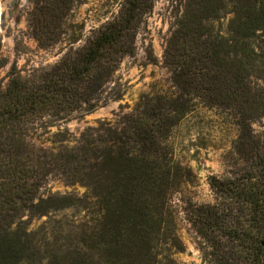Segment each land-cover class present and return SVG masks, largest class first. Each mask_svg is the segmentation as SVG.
I'll return each mask as SVG.
<instances>
[{
    "label": "trees",
    "instance_id": "1",
    "mask_svg": "<svg viewBox=\"0 0 264 264\" xmlns=\"http://www.w3.org/2000/svg\"><path fill=\"white\" fill-rule=\"evenodd\" d=\"M75 1L33 0L32 36L64 43L61 55L25 76L12 65L0 87V264H168L162 245H182L165 226L164 145L197 103L232 116L243 162L233 177L209 175L213 201L189 213L202 263L264 264V130L252 126L264 117V0H180L163 53L170 95L144 93L119 124L99 120L72 144L61 130L59 145L35 143L40 127L121 98L116 71L153 6L122 0L84 33L70 22ZM229 10L222 33L215 22ZM51 176L84 191H44ZM65 209L79 219L62 222Z\"/></svg>",
    "mask_w": 264,
    "mask_h": 264
},
{
    "label": "rangeland",
    "instance_id": "2",
    "mask_svg": "<svg viewBox=\"0 0 264 264\" xmlns=\"http://www.w3.org/2000/svg\"><path fill=\"white\" fill-rule=\"evenodd\" d=\"M122 0H76L70 22L84 25V33L104 21L115 12ZM33 0H0V87L4 88L9 70L15 65L22 76L34 68L56 61L64 43L42 47L30 31L29 17ZM230 8V7H229ZM181 9L180 0H153V6L145 15L135 44L133 56L125 57L116 78L122 84L123 94L117 100H109L92 112L75 111L51 127H40L33 134L35 143L59 145L53 133L61 130L72 144L80 132L99 120L117 125L123 113L130 111L144 93L167 94L174 91L170 71L164 64V48L176 17ZM215 22L217 29L225 33L231 10ZM74 28H77L75 26ZM260 83L264 87V72ZM256 131L264 130V117L253 123ZM237 127L231 115L197 103L173 125L165 140L164 166H170L169 179L159 186L169 192L165 205V226L172 229L182 245L174 249L162 245V253L170 259L168 264H203L198 249L197 235L188 219L191 209L199 203L213 201V193L207 177H233L243 167L240 156L234 149ZM65 142V143H67ZM165 169V168H164ZM51 192L84 191L79 184H66L61 178L51 176L43 187ZM75 211L65 209L57 218L63 221L79 219ZM44 219V217L42 218ZM40 220H34L33 225ZM158 251V245L156 247Z\"/></svg>",
    "mask_w": 264,
    "mask_h": 264
}]
</instances>
